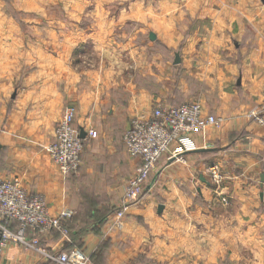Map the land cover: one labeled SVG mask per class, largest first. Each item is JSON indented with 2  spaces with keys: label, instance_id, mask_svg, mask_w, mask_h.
<instances>
[{
  "label": "crops",
  "instance_id": "obj_1",
  "mask_svg": "<svg viewBox=\"0 0 264 264\" xmlns=\"http://www.w3.org/2000/svg\"><path fill=\"white\" fill-rule=\"evenodd\" d=\"M230 1L0 0V178L43 194L52 214L72 211L69 240L39 233L41 247L80 249L89 264H264V126L247 116L264 103V5ZM156 42L172 47L171 73ZM190 102L221 123L192 134L181 160L164 156L115 220L139 166L123 142L130 120ZM66 107L78 134L96 136L64 175L45 145ZM0 264L50 263L8 242Z\"/></svg>",
  "mask_w": 264,
  "mask_h": 264
},
{
  "label": "built area",
  "instance_id": "obj_2",
  "mask_svg": "<svg viewBox=\"0 0 264 264\" xmlns=\"http://www.w3.org/2000/svg\"><path fill=\"white\" fill-rule=\"evenodd\" d=\"M247 116L264 126V103L250 109ZM74 117L75 109L66 108L55 126L54 139L45 145L51 161L64 175L75 173L80 167L84 139L79 138L72 126ZM221 121L220 117L204 114L198 102L158 106L148 117H133L123 134V142L127 153L139 160V166L123 187L122 202L113 213L114 219H122L127 209L138 203L150 173L164 156L181 160L184 153L196 149L192 134L218 126ZM208 170L210 179L219 187L224 177L214 166ZM71 217L69 209L52 214L44 195L27 192L18 177L0 178V247L8 242L18 243L35 250L50 264H89L80 249L52 251L39 245V233L57 232L69 240L67 222Z\"/></svg>",
  "mask_w": 264,
  "mask_h": 264
},
{
  "label": "rangeland",
  "instance_id": "obj_3",
  "mask_svg": "<svg viewBox=\"0 0 264 264\" xmlns=\"http://www.w3.org/2000/svg\"><path fill=\"white\" fill-rule=\"evenodd\" d=\"M154 1H156V0H154ZM177 2H178V0H176ZM209 1L210 0H179V2H180V4H181V6H185V5H187V6H189V5H207L208 3H209ZM230 1V0H229ZM230 2H232V0L230 1ZM230 2L228 3V4H230ZM242 4L243 5H245V6H253V5H264V4H262L261 2H260V0H242ZM157 43V42H156ZM156 43H150V46H155L154 47V53L156 52V45L158 46V48H159V52H161V51H163V53H164V56H163V61H164V64H165V72L166 73H171V68H172V58H173V56H172V47H162L161 45H159L158 43L156 44ZM151 51H153V50H151L150 49V57H151ZM152 58V57H151ZM155 60H156V58H154ZM155 64H153V70H155L156 69V67L154 66ZM136 80V82L137 81H139L140 79L138 78V79H135ZM171 78H170V81H169V85L171 86ZM66 108H69V107H66ZM66 108H64V110L66 109ZM64 110L62 111V113L64 112ZM61 113V114H62ZM75 118V117H74ZM73 123H74V119H73V122H72V126H73V128H74V125H73ZM75 129V128H74ZM88 132H93L94 133V135H95V132L94 131H92V130H89V131H87V133ZM78 133V132H77ZM87 133H86V135L84 136V138L83 139H85L86 137H90L91 138V136H88L87 135ZM79 135V134H78ZM93 135V136H94ZM92 136V137H93ZM96 136V135H95ZM50 143V142H49ZM83 145H84V141H83ZM82 150H83V148H82ZM167 156V155H166ZM81 161V160H80ZM161 162H162V160H161ZM161 162H158L156 165H155V167H154V169L152 170V172L150 173V176H149V180H148V183L149 184H147V186L146 187H144V189L146 190V188L148 187V185H150L151 184V182L153 181V179L155 180V178H156V172L159 170V165L161 164ZM79 170V169H78ZM62 174V173H61ZM145 190H144V192H145ZM262 229V228H261ZM261 245L262 246H264V243H261ZM186 257V259L187 258H189V255H175V256H172V257H174L173 258V263L172 264H174L177 260H179V259H181L182 257ZM254 256H253V254H249V253H246V254H243L242 255V258H253ZM260 260L262 261V262H264V254H260Z\"/></svg>",
  "mask_w": 264,
  "mask_h": 264
},
{
  "label": "water",
  "instance_id": "obj_4",
  "mask_svg": "<svg viewBox=\"0 0 264 264\" xmlns=\"http://www.w3.org/2000/svg\"><path fill=\"white\" fill-rule=\"evenodd\" d=\"M260 1H261L262 3H264V0H260ZM149 36H150V39H153V38H154V36H153L152 34H150ZM178 62H179V56H178V54H176V55H175V58H174V63H178ZM78 136H79V138L83 139L84 136H85V134H84L83 132H80ZM170 160L172 161V160H174V159L172 158V159H170ZM261 178H263V176H262ZM162 208H163L162 205H159V206H158V212H161Z\"/></svg>",
  "mask_w": 264,
  "mask_h": 264
},
{
  "label": "trees",
  "instance_id": "obj_5",
  "mask_svg": "<svg viewBox=\"0 0 264 264\" xmlns=\"http://www.w3.org/2000/svg\"><path fill=\"white\" fill-rule=\"evenodd\" d=\"M71 219V218H70Z\"/></svg>",
  "mask_w": 264,
  "mask_h": 264
}]
</instances>
